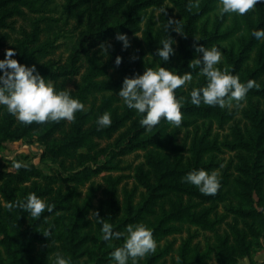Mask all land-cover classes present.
Returning a JSON list of instances; mask_svg holds the SVG:
<instances>
[{"label":"rangeland","instance_id":"374dc122","mask_svg":"<svg viewBox=\"0 0 264 264\" xmlns=\"http://www.w3.org/2000/svg\"><path fill=\"white\" fill-rule=\"evenodd\" d=\"M41 2L43 11L33 14V22L27 16L13 15L8 16L9 27L0 26V59L4 58L5 49L13 48L24 38L22 30L32 34V26L37 17L46 16L44 18L50 19H42L38 23L40 31L36 40L28 43L30 48L41 46L45 41L50 43L45 56L36 57L35 65L38 70L43 63H48V70L53 73L43 76L51 80L58 90L53 78L60 83L65 76L60 70L69 67L73 57H78L75 64L79 67V75L64 82V88L77 92L78 87L84 83L83 76L91 68H94L91 70V79L109 81L111 85H116L115 91L89 89L90 91L85 92L83 102L86 109L92 112L84 128L95 123L94 117L101 110L111 113L112 122L123 116L127 119L111 137L94 135L93 141L71 148L68 152H54L48 144L63 142L71 133L72 121L64 120V125L47 136H43V133L52 121L37 123L19 139L10 137L3 140L0 133V220L5 223L6 231L13 233L9 217L17 221L19 212L16 207L9 209L5 206L9 202L2 193L5 181H10L9 191L16 200L23 199L29 192H36L52 203L53 208H58L48 215H45L48 212L45 210L40 218H33L20 208L25 212L20 231L32 230L44 239L27 237L13 241L11 249L17 250L13 264H52L57 251L70 257L72 264H110V253L115 247L122 245L123 238L103 240L101 225L94 218H89L90 213L98 210L100 217L112 223L115 230L122 231L125 227H116L119 221L134 216L141 206L144 208V202L150 197L152 188L158 189L153 203L149 204L137 220L129 222L145 223L152 229L157 241L156 250L138 258V264H264V151L260 153L259 166L254 169L260 172L256 175L259 188V192L256 189V194L251 193L252 174L245 163L253 158L254 141L260 135V127H264V98L249 93L242 106H237L233 101L230 105L219 107L217 115H203L205 113L198 110L188 112L181 109L183 119L180 126L162 118L151 130H145L139 123L140 116L136 110L124 105L118 93L130 68L131 55L127 53L134 48L133 38L143 39L141 32L145 29L146 22L140 24L141 30L136 34L127 33L131 40L130 45L125 48L116 36L99 37L98 12L85 11V5L75 7L73 4L77 0H37L36 6ZM204 2L205 0H198L196 4L202 6ZM259 3L243 15L227 13V21L219 29V32L228 34L227 39L214 44L223 51V59L218 65L221 69L229 71L232 65L227 61L231 44L235 42L234 49L237 51L243 45L239 42L248 40L242 39L247 33L243 19L247 15L252 20L264 19V0ZM171 4L167 1L164 5L172 6ZM212 6L214 7L206 13L210 14V18L205 19V15L194 29L199 39L203 35H216L215 17L221 15L219 0H212ZM21 8L29 13L27 8ZM4 10L5 7L0 8V16ZM150 10L147 19L152 16L151 22H156L153 25L156 30L159 27L158 15L163 11ZM126 12V8L120 10L106 21L105 26L123 21ZM204 19L207 21H203ZM176 34L172 61L177 69L182 60V33ZM165 37L160 34L156 39V49L162 46L161 41ZM238 37L242 38L238 41ZM255 40L257 43L247 47L250 66H254L252 61L257 58L258 46L264 42ZM143 45L147 50L146 43ZM248 49L244 52L247 53ZM192 54L194 55L187 59L186 68H189L191 59L202 55L196 50ZM117 56L122 58L119 65L115 63ZM192 70L196 71L188 88L181 86L176 90L178 96L185 97L182 107L194 105L190 103L188 95L191 87L206 82L203 76L196 78L198 68ZM238 75L244 82L246 72L241 70ZM260 81H264V75L258 82ZM201 105L206 106L203 103ZM0 108L6 110L2 105ZM2 112L0 122L4 120ZM11 129H21V122L14 116ZM260 142L259 148H263L264 137ZM14 159L29 166L15 169L12 167ZM153 160L165 168L176 166L179 170L190 171L194 166L196 169L201 167L209 171L218 169L221 188L214 195L201 193L196 186L182 179L189 171L173 176L172 184L176 185V189L157 188L158 170ZM112 183L116 189L110 195ZM91 193L94 197L90 207L85 200ZM254 207L260 215H246ZM41 218L43 220L40 221ZM45 229H51L49 237L42 232ZM233 230L245 234L247 254L241 253L242 248L237 246ZM2 239L3 235L0 233V259L4 264H11V254ZM222 243L241 254L229 263L222 260ZM183 249L186 251L184 257ZM194 260L196 263H193Z\"/></svg>","mask_w":264,"mask_h":264},{"label":"clouds","instance_id":"9594fccd","mask_svg":"<svg viewBox=\"0 0 264 264\" xmlns=\"http://www.w3.org/2000/svg\"><path fill=\"white\" fill-rule=\"evenodd\" d=\"M193 2L194 0H189V8ZM258 2L259 0H219V12L243 15L254 9ZM172 25L175 31L181 32L179 20L169 18L166 28ZM252 36L257 40H264V27L254 29ZM116 39L123 42V47L129 46L130 40L126 33L118 32ZM173 43L170 36L161 41L162 46L156 50L160 59L168 61L170 55L174 54ZM193 46L196 52L202 55L191 59L189 68H198L196 78L203 76L206 82L191 87L188 94L191 104L199 106L203 103L223 108L234 101L237 106H242L249 90L260 87L255 79L242 82L238 74L218 67L223 59V51L218 45L205 47L203 44L194 43ZM101 47L104 48V45ZM15 52V48L9 47L5 49L4 58L0 59V105L17 121L26 125L33 122L42 124L47 121H73L77 112L87 110L85 103L71 94L70 88L57 90L51 80L41 75L35 64L25 65L19 62L14 56ZM121 59L120 56L116 57V65L121 63ZM193 79L192 71L178 74L158 64L156 67H147L142 74L125 76L118 96L129 109L136 110L140 116L139 123L145 130H151L162 118L180 126L183 119L181 107L185 97L177 96L176 90L181 86L187 89ZM96 123L100 127L110 126L111 113L104 111L97 117ZM28 166L20 160L12 161V167L15 169ZM182 179L206 195H214L221 188L218 169H193ZM5 206L9 209L19 207L33 218H40L45 210L51 212L53 209V204L36 192H29L23 199L8 202ZM89 218H94L101 225L103 240L123 238L122 245L115 247L110 253V264H129L130 260L131 264H138V258L157 248L152 229L143 222L129 223L121 231L115 230L112 223L100 217L98 210L91 212ZM42 232L47 237L51 235V229ZM52 264H72V261L70 257L57 251Z\"/></svg>","mask_w":264,"mask_h":264},{"label":"trees","instance_id":"16d2710c","mask_svg":"<svg viewBox=\"0 0 264 264\" xmlns=\"http://www.w3.org/2000/svg\"><path fill=\"white\" fill-rule=\"evenodd\" d=\"M167 1L171 2L172 6H166L164 5ZM14 2V3H13ZM261 2V0H259ZM258 2V3H259ZM37 0H0V8L5 7L6 10L1 14L0 16V26L3 27H9L8 23V16H27V19H31V22H33V17L34 13H40L42 12V5L43 2L39 4V6H36ZM197 2H193V5L191 8H189V0H113L112 2H109V0H77L76 4H73L75 7L79 8L84 6L85 11L87 12H98V36L101 38H112L115 37L118 32L121 33H128V34H136V32L140 31V24L145 21V29L141 32L143 34V39L139 40L137 37L133 38L135 40V45L134 48L131 52H128L127 54L131 55V60H130V68L128 69L127 76H132L134 74H142L143 71L147 67H156L158 64L161 66L168 67L171 71L177 72L178 74L186 72V71H192V73H195L191 68H186L187 67V59L188 57H192L194 54L192 52L195 50V47L193 46L195 44H203L205 47L206 46H212L216 43H222L224 40H226L228 34L221 33L219 32L220 27L222 24L227 21L228 14L224 13L219 16H216V24H217V29L215 30V36L212 37H207L203 35V39L196 40L198 38L196 36V32H194V29L196 27V24L198 21L203 18L206 13L212 9V0H205L202 6H199L196 4ZM71 5V4H70ZM261 5V3H259ZM7 6V7H6ZM21 7L27 8L29 13H26L24 10H22ZM47 7V6H44ZM127 10L125 13V18L123 21H117V23L113 25H108L105 26L106 21L115 16L117 12H119L122 9ZM68 7L66 8V10ZM151 9V10H150ZM165 10L161 14L158 15L159 17V27L154 30L153 25L156 22H151L152 16L150 15L147 19V14L150 11L154 10ZM176 12V13H175ZM41 16L37 17L36 22L34 21L33 23V33L30 34L26 30H22V36L24 38L21 41H18L16 46L13 48L16 49V55L15 58L25 64V65H32L36 64V57H43L45 54L48 52V45L50 44L49 41H45L42 43L41 46H34L33 48H30V45L28 43H32L36 40L37 34L40 31L39 30V22L42 19H46L44 17L46 16ZM172 18L173 20H179V26L180 30L182 33V36L180 38L181 41V56L182 60L178 64V68L176 69L174 62L172 61V55H170V58L168 61H163L160 59L156 53V47H155V41L157 38H159L160 34L167 39L169 36L173 39V48L175 44V40L177 38V34L174 30V25L169 26L168 29L166 28V25L168 23V19ZM183 18L186 20H183ZM210 14L206 15L205 19H209ZM50 19V18H47ZM46 19V20H47ZM203 21H207V20ZM242 23L246 26L245 31L246 36L243 35L242 39H248L247 42L240 41L239 43L243 44L242 48L239 50H235V42L231 44V48L229 52H227V61H229L232 65L229 68V72H232L234 74H239L241 70H244L246 72V79L244 82H246L248 79H255L257 82L260 80V78L264 75V42H261L258 46V52H257V58H255L252 63L254 66L249 65L248 58L250 57L249 54V49L247 48L248 46H252L253 44L257 43L255 40V37L252 36V31L257 28L264 27V19L259 18V20H252L249 18L247 15L245 19H243ZM155 32V34H153ZM238 37V41L240 40ZM129 40H131L129 38ZM143 43H146V48L143 45ZM130 45V44H129ZM247 50V53L244 52V50ZM45 51V52H44ZM147 53H146V52ZM245 53V54H244ZM175 54V53H174ZM133 57H135L133 59ZM76 61H78V57H73L71 59V63L69 64V67L61 69L60 73L64 74V79L59 83L57 79L53 78L54 81L57 82L58 90L64 88V82H66L68 79H71L73 77H76L79 75V67L75 64ZM128 61V60H126ZM128 63V62H127ZM251 63V64H252ZM94 68H91L88 74L83 76L82 82L83 85L79 86L77 89V92H71V94L75 97H78L81 101H83V97L85 96V92L90 91L89 89L92 90H99V91H106V90H116V85H111L109 81L100 80V81H95L91 79L92 76L91 70ZM41 75L46 76L48 73H53L48 70V63H43L40 66L39 69ZM259 79V80H258ZM261 86L259 88H252L249 90V93L253 95H258L264 98V81L258 82ZM178 96V94H177ZM219 107L218 105H189L188 106H183L181 109H185L186 111H200L204 112L205 114L203 115H208V113H216L219 114ZM2 108V107H1ZM0 108V114L1 111L2 115L4 116V120L0 122V133L2 134V139H7V138H22L25 136L30 129L36 125V122H33L30 125H26L21 123V129L20 130H12L11 125L13 123V115L10 114L7 110H1ZM92 110H86V111H79L76 113V119L72 121V126H71V133L65 138L63 142L59 143H49L48 146L51 147V149L54 152H59V151H65L68 152L69 149L74 148V147H80V145H83L87 142L93 141L92 136H103V137H111L114 131L119 128V126L123 125L127 119L126 116H123L122 118H117L114 119V122L111 123L110 126L107 127H100L97 125L96 121L94 124H92L89 128L85 129V123L87 119L90 116V113ZM103 112L102 110L96 114L94 117L97 119L99 115H101ZM95 115V113H94ZM1 116V115H0ZM65 124L64 120H61L59 122L52 121V124L45 129V132L43 133V136H47L51 133H53L54 130H56L58 127L62 126ZM264 137V127H260V135L255 139L254 142L255 145L252 148L254 152L253 158L251 161H246L245 163L248 166L247 170H250V173L252 174L251 176V185H252V191L251 193L253 194L257 191L259 192L258 188V178L256 180V175H258L260 172H256L254 169H256L259 166V158H260V153L264 151V146L263 148H259L260 144L262 142L261 139ZM243 160V159H242ZM154 161V160H153ZM197 164V163H196ZM154 165L156 166L158 170V187L157 188H173L176 189V185L172 184L173 183V176L174 175H182L185 174L189 170H179L176 166L173 168H165L158 163H155ZM197 167H192L193 169H196ZM201 168V167H200ZM191 171V170H190ZM106 180H109L107 178ZM9 183L10 181H5L2 189V193L4 194V197L6 200L9 202H14L17 201L16 198H13L12 193L9 191ZM149 187L148 182H146ZM115 184L112 183L111 189L109 194L112 195V193L115 191ZM158 190L156 188H152V193L150 194V197L145 200L144 202V208L141 206L138 208L137 212L135 213L134 216L126 217L125 219L119 221L116 227L118 228H123L126 227L129 222L132 221V219H136L141 213H143L148 207L149 204L153 203L154 198L156 197L155 191ZM93 194L91 193L86 201L88 203V206L91 207V202L93 199ZM58 208H53L51 212L45 213V215H48L49 213H53L57 210ZM16 210L19 212V215L16 216L17 221H13L12 218L9 217V222L13 226V233L9 234L8 231H6V225L3 221L0 220V233L3 235V243L6 246V249L8 252L11 254V259L13 264V261H16V252L17 250L11 249L13 241L17 239H22V238H29V237H36L38 239H44L42 235H38L34 233L32 230L28 231H20V224L23 221L25 217V212L21 211L19 207H16ZM131 214V213H130ZM248 214H255L256 217L260 215L256 208H252V210H249L246 215ZM43 215V216H45ZM43 220L42 218L40 221ZM236 241H237V246H240L242 248L241 253L247 254L248 251V246L245 243V234L242 235L241 232L238 230H233ZM229 238V236H227ZM101 248V247H99ZM223 258L222 260L227 261L228 263L230 261H234L236 257H238L240 254H237L234 249L228 248L227 245H224L223 243L220 246ZM236 253V254H235ZM101 256V254H99ZM186 255L185 249H183L182 252V257ZM15 259V260H14ZM193 263H196V260H194ZM0 264H4L3 260L0 259Z\"/></svg>","mask_w":264,"mask_h":264}]
</instances>
